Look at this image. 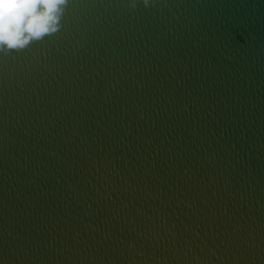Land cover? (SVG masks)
I'll list each match as a JSON object with an SVG mask.
<instances>
[{"label": "water", "instance_id": "1", "mask_svg": "<svg viewBox=\"0 0 264 264\" xmlns=\"http://www.w3.org/2000/svg\"><path fill=\"white\" fill-rule=\"evenodd\" d=\"M131 2L0 53V264H264V0Z\"/></svg>", "mask_w": 264, "mask_h": 264}, {"label": "clouds", "instance_id": "2", "mask_svg": "<svg viewBox=\"0 0 264 264\" xmlns=\"http://www.w3.org/2000/svg\"><path fill=\"white\" fill-rule=\"evenodd\" d=\"M69 0H0V53L20 51L58 32ZM145 7L152 0H142ZM131 7H137L132 0Z\"/></svg>", "mask_w": 264, "mask_h": 264}]
</instances>
